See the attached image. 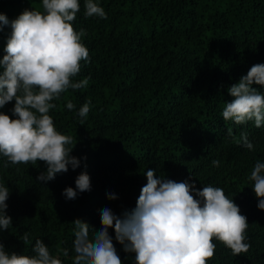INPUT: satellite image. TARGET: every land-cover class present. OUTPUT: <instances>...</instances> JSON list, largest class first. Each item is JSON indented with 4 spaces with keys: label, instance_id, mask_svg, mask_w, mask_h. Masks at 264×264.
Listing matches in <instances>:
<instances>
[{
    "label": "trees",
    "instance_id": "trees-1",
    "mask_svg": "<svg viewBox=\"0 0 264 264\" xmlns=\"http://www.w3.org/2000/svg\"><path fill=\"white\" fill-rule=\"evenodd\" d=\"M95 2L106 18L86 17L85 0H80L72 22L77 32L85 31L81 42L89 51L73 82L90 77L89 83L62 93L49 113L57 131L77 142L69 147L80 167L69 166L67 173L41 183L36 177L46 172L44 162L12 164L0 154V183L10 190L6 203L12 218L9 230L0 232L5 250L32 255L35 240L42 239L53 254L68 248L69 256L61 259L72 264V222L79 218L98 230L102 209L120 215L135 208L151 168L157 178L188 181L197 189L222 188L247 217L249 251L235 256L214 240L216 251L208 264H264V211L249 180L256 161L264 163V125H236L222 117L232 100L228 88L253 65L264 64V0ZM25 9L43 11L42 0H0V13L9 21ZM10 31L0 32V59ZM69 101L73 110L66 107ZM89 101L85 119L78 113ZM14 104L0 112L12 116ZM242 132L254 151L235 142ZM85 170L91 190L67 200L63 191L75 189ZM109 194L118 199H108ZM25 232L31 244L22 241ZM111 234L123 264H135L134 254L125 253Z\"/></svg>",
    "mask_w": 264,
    "mask_h": 264
},
{
    "label": "clouds",
    "instance_id": "clouds-1",
    "mask_svg": "<svg viewBox=\"0 0 264 264\" xmlns=\"http://www.w3.org/2000/svg\"><path fill=\"white\" fill-rule=\"evenodd\" d=\"M42 7L43 11L25 9L11 21L0 13V32L5 27L11 29L3 49L6 54L0 59V109L15 101L12 116L0 112V154L12 164L44 162L46 172L36 180L47 183L57 174L67 173L69 166L76 170L81 163L71 155L77 142L57 131L49 115L56 108L53 101L69 89L87 87L90 77L73 82L81 61L89 60V51L81 42L86 33L83 29L77 32L72 23L80 11V0H42ZM84 7L86 17L106 18L95 0H85ZM256 86L264 88V64L253 65L228 88L232 100L223 108L225 121L236 125L254 122L256 128L264 125V94ZM66 107L73 110L75 105L69 101ZM89 111L90 101L78 114L86 119ZM228 135H233L231 128ZM235 142L255 150L246 132ZM212 164L218 167L220 162L214 160ZM145 175L147 183L135 208L120 215L107 207L102 209L98 230L79 218L72 222L76 228L72 264H123L111 233L125 253L134 254L135 264H208L215 255L214 240L235 256L249 251L247 217L222 188L208 185L197 189L188 181L157 178L151 168ZM249 180L254 182L257 207L264 211V163L256 161ZM90 190V176L85 170L76 178L75 189L67 187L62 195L75 200L78 193ZM9 195V188L0 183V232L12 226L7 215ZM108 199L118 197L109 194ZM29 236L25 232L21 237L24 244H31ZM32 253H8L0 242V264H64L61 257H68L69 249L53 254L42 239H36Z\"/></svg>",
    "mask_w": 264,
    "mask_h": 264
}]
</instances>
